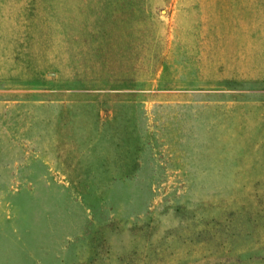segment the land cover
Segmentation results:
<instances>
[{
    "label": "rangeland",
    "instance_id": "obj_1",
    "mask_svg": "<svg viewBox=\"0 0 264 264\" xmlns=\"http://www.w3.org/2000/svg\"><path fill=\"white\" fill-rule=\"evenodd\" d=\"M0 264H264V0H0Z\"/></svg>",
    "mask_w": 264,
    "mask_h": 264
}]
</instances>
